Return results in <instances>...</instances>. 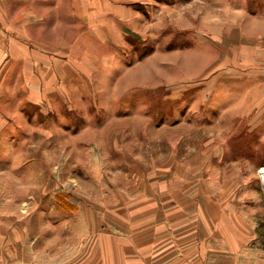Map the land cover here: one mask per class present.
<instances>
[{
  "label": "rangeland",
  "instance_id": "1",
  "mask_svg": "<svg viewBox=\"0 0 264 264\" xmlns=\"http://www.w3.org/2000/svg\"><path fill=\"white\" fill-rule=\"evenodd\" d=\"M47 9L42 27L12 10L0 17L7 235H53L80 208L105 219L170 171L264 167V36L251 32L255 22L264 30V0H52ZM209 19L219 33L203 28ZM203 35L224 43L212 47L223 57L212 76L130 74L187 64Z\"/></svg>",
  "mask_w": 264,
  "mask_h": 264
},
{
  "label": "crops",
  "instance_id": "2",
  "mask_svg": "<svg viewBox=\"0 0 264 264\" xmlns=\"http://www.w3.org/2000/svg\"><path fill=\"white\" fill-rule=\"evenodd\" d=\"M51 1L0 0V17L6 18L12 10L19 21L33 19L42 27L51 18L47 9ZM251 14L245 16L244 24L251 21ZM253 16L259 19L261 15ZM203 23L206 30L219 33L220 22ZM244 24L239 23V30L248 33ZM5 27L0 22L2 36L8 34ZM251 32L256 40L264 36L256 22ZM19 38L17 34L15 40L20 43ZM203 39V46L187 53L191 56L187 64L178 59L171 64L147 63L146 69L138 67L130 74L144 79L149 75L148 81L156 82L164 81L163 74L173 76L167 79L170 82L195 75L208 78L218 71L223 58L212 47L218 49L224 43L220 37L221 44L214 47L209 35ZM199 53L203 57L197 65L192 57ZM164 174L162 181L146 183L139 195L111 208L109 217L103 219L80 208L76 217L64 219L50 236L7 235L1 222L0 264H264V190L255 183L259 180L256 171Z\"/></svg>",
  "mask_w": 264,
  "mask_h": 264
},
{
  "label": "built area",
  "instance_id": "3",
  "mask_svg": "<svg viewBox=\"0 0 264 264\" xmlns=\"http://www.w3.org/2000/svg\"><path fill=\"white\" fill-rule=\"evenodd\" d=\"M258 179L261 182V184H264V167H261L257 170Z\"/></svg>",
  "mask_w": 264,
  "mask_h": 264
},
{
  "label": "trees",
  "instance_id": "4",
  "mask_svg": "<svg viewBox=\"0 0 264 264\" xmlns=\"http://www.w3.org/2000/svg\"><path fill=\"white\" fill-rule=\"evenodd\" d=\"M262 160V159H261Z\"/></svg>",
  "mask_w": 264,
  "mask_h": 264
}]
</instances>
